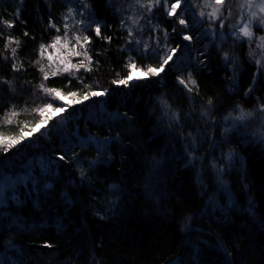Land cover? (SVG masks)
<instances>
[{
    "label": "trees",
    "instance_id": "1",
    "mask_svg": "<svg viewBox=\"0 0 264 264\" xmlns=\"http://www.w3.org/2000/svg\"><path fill=\"white\" fill-rule=\"evenodd\" d=\"M239 1L229 0L234 15L226 23L236 22ZM172 2L174 0H169V3ZM195 3L200 5L196 8L197 12L201 8L206 13L211 11L210 7L205 6V0H195ZM49 5H51L50 8ZM94 7L100 19H107L109 24L114 22L117 25L116 20L109 22L111 13L107 8L106 0L105 2L96 0ZM16 9L21 10L20 18L16 20L14 29H8L3 20L14 19ZM182 9H178V14ZM65 10L66 5L63 0H23V3L21 0H0V34L15 36L26 45L18 58L23 60L24 67L27 69L22 74L11 70L10 63L3 59V56L9 53L4 52V40L0 38V79L6 78L10 81V85L0 82V134L2 136L18 135L24 123L32 126L40 119L34 110L46 102L43 101L45 97L42 98V92L39 91V71L29 62L36 58L35 49L39 43L47 42L50 36L55 35L54 30L50 31L47 28L49 18L59 25L63 22L62 14ZM155 16L152 23L159 24L171 33L174 26L171 24V19L174 18H168L163 9L156 11ZM23 21H27V24L25 25ZM207 27L208 25H205V28ZM25 30L35 35L36 41L23 37ZM254 32L256 37L264 35L259 27L254 29ZM225 34H228L227 29ZM105 35L122 34L105 31ZM159 35L162 40L163 32ZM218 39L219 36H217ZM120 42H114L111 46L102 41L97 42V50L104 54L100 58L102 67L99 73H93L85 80L87 84L97 79L101 87L111 89V95L93 98L85 102L83 106L76 105V111L70 110L71 115L65 113L62 120L50 122L51 131L43 132V138L37 140V144L51 147L60 143L61 136H67L72 132L78 131L81 136L91 132L100 138L110 134L115 135L118 132L121 140L128 145L127 150H121L118 144H113L104 154L113 156L111 165L99 169L96 173L89 169V175L92 176L95 187L101 193L97 195L93 192V195H97L100 204L105 203V196L109 198L121 196L120 192H109L108 185L120 186L123 196L118 206L113 210L111 205H106L107 210L103 213L106 215L104 220L94 215L89 190L81 188L78 179L76 187L67 183L69 179L78 176L75 172L76 165L69 163L60 169L62 179L50 181L53 183V189L49 190V196L41 203L40 208L33 207L32 202L29 201L19 206L17 211L15 202L8 201V206L3 209L8 215L0 217V233H2L0 238L8 232V225L12 218L18 215L27 229L20 239L25 247V256L28 257L27 264H39V262H42L41 264H97V260L100 264H168L176 256L184 260H187V257V261L193 264L190 255L194 246L203 247L198 257L200 264H225L228 258L222 249L217 247V236L225 241L229 251L233 253V264H264V227L261 226V220L264 219V154L254 148H247L246 157L239 158L243 173L247 171L246 176L242 175V172L234 171L223 177L228 182L231 194L237 197V201L231 206V209H235L225 220L221 219L223 223L214 222L213 218L208 217L196 219V214L210 198L220 201V197H216V194L220 193L222 198L226 197V204L228 202V195L219 184L212 181L210 174L213 170L208 166V162L213 157L221 163L220 152H225L228 144H221L220 148L207 157L203 164L207 173L201 174L196 171L195 167L198 165L195 167L194 165L186 167L187 163L182 165L179 160L185 161L187 158L181 155L183 152L181 142L169 136L167 128L163 126L162 109L156 102V98L163 94V98L168 100L173 109L180 110L182 113L190 112L189 101L185 98L184 90L176 82L177 73L169 71L167 75L162 74L159 82L156 78H153L152 82H136L130 90L113 85L112 80L121 78L126 73L123 55L117 50ZM174 43L172 42L173 46ZM192 43L193 56L196 55L197 50H202L203 44L209 45L206 53L207 69L198 68L195 64L184 69L185 74L191 71L198 80L203 99L209 96L217 97L218 107L221 110L234 109V105L242 102L250 108L253 106L254 96L264 97V81L258 84L251 99L243 95L251 83L253 73L256 72L253 64L246 59L247 44L233 46V40L229 39L223 45L225 51H230L241 59V67L237 69V84L230 93L228 91L231 87L230 81L226 79L230 77V70L218 56L212 44V38L208 37L202 42L194 39ZM253 48L256 52L255 59H260L264 53L255 48V43ZM156 62L157 58L149 61L153 64ZM25 83H28V87L22 89ZM65 83L66 80L57 78L55 83L49 82L48 86L62 87ZM82 87L73 80L71 90L82 89ZM5 100H10L12 104L17 105L18 110L24 109L18 117L10 118L11 123L9 118L5 117ZM101 107L106 110L104 114L99 112ZM117 111L121 114L127 112L134 122L110 120L107 113ZM228 112L230 111H225V113ZM198 117L197 113L192 114L191 120H186L182 116L181 122L185 124V135L188 131L196 134V128L192 126V122H195V118ZM221 117V114H217L215 118L221 120ZM96 121L101 122L99 126ZM195 124L197 125L196 122ZM222 125L224 124L220 126L221 132L226 127ZM199 130L201 131L200 127ZM39 136L40 134L37 133L33 138L36 139ZM210 143V139L203 141V147L195 154L204 156ZM42 150L37 145L24 146L20 147L19 153L15 156H13L16 152L15 148L8 155L17 163H26L29 157ZM55 150L61 151L59 147ZM75 151L80 154V166L84 168H88L86 158L96 156L94 147L83 150L76 148ZM173 151L175 155L178 154L179 160H175ZM4 154L3 146L0 145V159L4 157ZM168 155L172 161L179 163L172 164L173 166L170 167L175 170L169 171L162 166L153 175L150 171L151 158L156 156L157 159H164L166 162ZM196 163L201 165L199 161ZM195 174L199 181L196 180ZM146 184L150 186L145 187ZM244 188L250 191L249 195H241V189L244 190ZM6 195L10 196L11 191L9 190ZM19 195H23V188ZM247 199L254 202L255 216L247 211ZM100 204L96 205L97 209L100 208ZM43 211L52 212L53 216L46 220L48 225L41 228L39 224L42 222ZM189 216L193 217V223L186 230L185 218ZM45 241L51 242L54 247L52 249L42 247ZM210 244H213V247ZM93 256L96 259H93Z\"/></svg>",
    "mask_w": 264,
    "mask_h": 264
},
{
    "label": "snow or ice",
    "instance_id": "2",
    "mask_svg": "<svg viewBox=\"0 0 264 264\" xmlns=\"http://www.w3.org/2000/svg\"><path fill=\"white\" fill-rule=\"evenodd\" d=\"M63 2L66 5V10L62 14L63 22L58 25L49 18L47 28L50 31L54 30L55 35L50 36L47 42L39 43L35 49L36 58L29 62L39 71V91L44 94L48 102L35 108L34 111L38 113L40 119L32 126L24 123L18 135L7 138L0 136V145L3 146L5 153L4 157L0 159V217L8 215L3 209L8 206L9 200L15 202L18 207L30 200L33 207L40 208L41 203L47 200L49 190L53 189V183L50 181L62 179L60 169L69 163L76 165L75 172L78 176L69 179L67 183L76 187L78 179L79 186L89 190L94 215L104 220L106 215L103 213L107 210L106 205H111L113 210L118 206L119 200L123 196L120 186L117 184L108 185L109 192H120L121 196L116 198L105 196V203L100 204L97 199V195L101 194L100 190L95 187L93 178L89 175V169L96 173L99 169L111 165L113 156L104 154L113 144H118L121 150H127L128 145L121 140L118 132L115 135L110 134L100 138L91 132L81 136L77 131L67 136H61L58 145L44 147L42 144H37V140L43 138V132L51 131L50 122L62 120L65 113L71 115V111H76L75 106L78 104L83 106L85 102L93 98L111 95V89L101 87L97 79L85 83L88 77L93 73H99L102 67L100 58L104 54L97 50V42L102 41L111 46L114 42L122 41L118 43L117 50L123 55L126 73L123 77L111 81L117 87L123 86L130 90L136 82H152L153 78L159 82L162 74L167 75L169 71L177 73L176 82L184 90L185 98L189 101L190 112L182 113L180 110L173 109L168 100L163 98V94L156 98V102L162 109L163 126L167 128L169 136L175 137L181 142L184 157L187 158L186 167L193 166L197 161L203 165L207 157L220 148L221 144L234 142L228 139L230 136H235L237 138L235 142L241 144L252 141L264 144V97H255L257 103L250 110H245L238 104L234 105L238 114L233 115L232 112H229L221 118L224 123L230 126L223 128L221 133L223 139L218 141L215 139V131L221 124V120L215 118V113L219 110L218 98L209 96L207 99H203L198 80L191 71L186 74L184 72V69L190 68L193 64L198 68L207 69L206 53L209 45L203 44L202 50H197L196 55L193 56L192 42L194 39L202 42L211 37L218 56L231 72V76L226 77L230 81L231 87L228 91L231 93L237 84V69L241 67V59L230 51H225L223 45L229 39L233 40V46L247 44L246 59L253 64L256 72L253 73L251 83L243 95L251 99L258 84L264 81V55H261L260 59H255L256 52L253 48V43H255V48L264 53V35L256 37L254 32L257 27L264 32V0H240L239 10L236 13L238 18L235 23H226L234 15L229 0H205V6L211 8V11L207 13L202 8L200 11H196L200 5H197L195 0H174L172 3H169V0H131V2L108 0L107 8H110L115 18L119 20L118 25L109 24L107 19L98 17L94 7L96 0H63ZM50 7L51 5H49ZM161 9L165 11L168 18H174L171 19V24L174 25L171 33L159 24L152 23V20L156 18L155 12ZM178 9H182L179 14ZM20 11V9H16L14 19L3 20L8 29L15 28L16 20L20 18ZM23 23L26 25L27 21H23ZM205 25L208 27L205 28ZM225 29H227V35ZM105 31L119 32L122 35H105ZM160 32H163L162 40ZM22 35L32 41L37 39L27 30ZM217 36H219L218 40ZM0 38L4 40V52L9 53V55H4L3 59L10 63L11 70L20 74L27 71L23 60L18 58L19 53L24 51L26 45L22 43L21 39L12 35L3 36L0 34ZM41 39L43 40V37ZM172 42H175L174 46ZM54 52L56 53L55 57ZM201 57L204 58L201 59ZM153 58H157L156 64L149 63ZM137 72L141 75H137ZM57 78L66 80V83L62 87L48 86L49 82L55 83ZM73 80L83 86L82 89L71 90ZM0 82L10 85V81L6 78L0 79ZM26 87H28V83L22 85V89ZM64 89L69 90L65 91ZM57 104L59 106H55ZM23 111V108L18 110V106L12 104L10 100H5V117L9 118V123H11L10 118L18 117ZM105 111L103 107L99 109L101 114H104ZM193 113L199 115L203 125H212L213 127L209 131L201 132L199 126L193 121L192 126L196 128V134L188 131L185 135V124L181 122L182 116L186 120H191ZM107 116L112 121L134 122L127 112L123 114L118 111L108 112ZM252 121H259L261 127L255 131H248V125ZM96 123L99 126L101 122L96 121ZM241 128H245V131L241 132ZM42 129L43 131H41ZM37 133L40 136L34 139L33 137ZM198 137L201 143H198ZM248 137H251L252 141H249ZM209 139L211 143L205 155L197 156L195 153L201 150L203 141ZM31 145H37L43 150L29 157L26 163H17L8 155L14 148L16 152L13 153V156L19 153L20 147ZM57 147L61 149L60 152L55 150ZM93 147L96 150V156L86 158L88 168L80 166L81 156L75 149L83 150ZM172 155L175 156L174 151ZM219 159L222 163H218L216 157H213L208 162V166L215 173L216 183L228 195V205H221L218 200L210 198L196 214V219L212 218L217 210L227 217L231 206L235 203L228 182L223 177L229 174L233 164L239 159V154L235 149L229 147L226 153L220 152ZM164 163V159H157L156 156H153L151 158V173L154 175L158 172ZM97 178L99 177L97 176ZM149 186L145 185V187ZM21 188H23L24 200L20 199ZM9 190L11 191L10 196L6 195ZM93 192L97 195H93ZM69 202L71 203V201ZM97 204H100L99 209L96 208ZM247 211L255 216V205L251 199L248 201ZM21 221L20 216L13 217L8 225V230L11 231L13 227L23 230L26 225ZM216 222L223 223L224 221L216 217ZM192 223L193 217H186L184 228L189 229ZM261 226L264 227V219L261 220ZM57 227L59 228V225ZM216 245L228 258L225 264H233V253L229 251L225 241L219 236L216 237ZM6 247L15 248L17 257L16 259L8 257L6 261L4 256L0 255V264H27L23 250L16 248L11 240L7 241ZM42 247L52 249L54 245L45 241ZM197 251L199 250L197 249ZM93 259L96 257L93 256ZM97 264H100L99 260H97ZM193 264H200L195 255Z\"/></svg>",
    "mask_w": 264,
    "mask_h": 264
},
{
    "label": "bare ground",
    "instance_id": "3",
    "mask_svg": "<svg viewBox=\"0 0 264 264\" xmlns=\"http://www.w3.org/2000/svg\"><path fill=\"white\" fill-rule=\"evenodd\" d=\"M239 1V0H238ZM104 2H105V0H104ZM126 2H130L129 0H126ZM240 2V1H239ZM239 2L237 3V4H239ZM106 3H108V0H106ZM109 10H110V15H109V18H110V21L109 22H111V21H117V25L119 24V20L118 19H116L115 18V16L112 14V10L110 9V8H108ZM238 10H239V8H238ZM114 23V22H113ZM185 43H187V42H185ZM213 54H214V51L212 52ZM221 64V63H220ZM222 67V66H221ZM223 68V67H222ZM229 74H230V76H231V72H229ZM256 95H258V93H255ZM239 97H241V96H239ZM255 97H257V96H254V98L252 99V104L253 105H255L256 103H257V101H256V99H255ZM240 106H242L245 110H250L252 107H247L245 104H244V102H242L241 104H239ZM225 111H230V112H232L233 113V115H237L238 114V111L237 110H235V109H232V108H227V109H221L220 110V108H219V110L215 113L216 114V116H217V114L219 115V114H221L222 115V117L223 116H226L228 113H225ZM215 116V117H216ZM221 117V118H222ZM220 120V119H219ZM195 122L197 123V126H199L200 127V129H201V132H205V131H209L213 126L212 125H208V126H205V125H203L202 123H201V121H200V117H198V118H195ZM224 124L226 127L227 126H230L229 124H226V123H224L222 120H221V124ZM221 124H220V126H221ZM224 125H222V126H224ZM261 127V124H260V122L259 121H252V122H250L249 123V125H248V128H247V130L248 131H255L256 129H258V128H260ZM240 131L241 132H243V131H245V128H241L240 129ZM221 130H220V127L219 128H217L216 129V131H215V139L216 140H222L223 139V137H222V135H221ZM228 139H230V140H232V141H234L233 143H231V144H228V146L226 147V150H225V153L228 151V149H229V147H231V148H233V149H235V151L239 154V158H243V157H246V152H245V150L247 149V148H250V149H252V148H254V149H256V150H259L261 153H263L264 154V144H259V143H256V142H254V141H252V138L251 137H248V140L249 141H252V142H248V143H244V144H241V143H239V142H235L236 141V137L235 136H230V137H228ZM198 140H200V138L198 137ZM200 143H201V141H200ZM178 155V154H177ZM177 155H175L174 156V158H175V160H177L178 158H177ZM181 155H184L183 154V152L181 153ZM179 160V159H178ZM180 161V163L183 165V164H185V163H187L186 161H187V159H185V161H182L181 159L179 160ZM221 163H222V161H221ZM172 164H175V165H177V164H179V163H177V162H174V161H172V159H170V157H169V155H168V158H167V156H166V162H165V164H163V168L164 169H166V170H172V171H174L175 170V168H170L171 166H173ZM195 165H198V167H195ZM183 167H185V166H183ZM194 167L196 168V171H199V172H201V174H203V173H207L208 171H205V167L203 166V165H199V164H197V163H195L194 164ZM242 172L243 173V169H242V166H241V164L239 163V159L237 160V162H235L234 164H233V166H232V168H231V170H230V172H229V174L231 173V172ZM246 171V170H245ZM246 173H247V171L246 172H244L242 175H244V176H246ZM196 175V174H195ZM210 177H211V179H212V181H214L215 183H216V180H215V173H214V171L212 172V174H210ZM196 180L197 181H199V178H198V176L196 175ZM217 184V183H216ZM236 191H239L240 192V190H236ZM70 193V192H69ZM68 193V194H69ZM241 195H249V193H250V191L247 189V188H244V190L243 189H241ZM216 197H218L219 199H220V201H219V203L221 204V205H225V206H227L228 205V202H227V204H226V197H224V198H222L221 196L222 195H220V193H218V195L216 194L215 195ZM222 198V199H221ZM232 198H233V200L236 202L237 201V197H236V195H234V194H232ZM20 199L21 200H24V196L23 195H20ZM30 201V200H29ZM29 201H26V202H29ZM248 199H247V202H246V205H247V208H248ZM25 202V203H26ZM23 205H25V204H23ZM22 205V206H23ZM234 205V204H233ZM17 206V205H16ZM21 207V206H20ZM19 207L17 206V208H16V210L18 211L19 209H18ZM235 209V208H234ZM234 209H231V211L228 213V215L227 216H229L230 214H231V212L234 210ZM242 210V209H241ZM55 212H53V214H54ZM51 216H53L52 215V212H48V211H43L42 213H41V220H42V222H41V224H39V226L42 228V227H44V226H46V225H48V223L46 222V220H49L48 218L49 217H51ZM216 217H219V219L221 220L222 218V220H225L226 219V217L224 216V215H222L221 213H220V211L218 210V211H216V213H215V215L212 217L213 218V221L214 222H216ZM32 226H33V224H31ZM214 225H216V224H214ZM33 227H35V226H33ZM27 231V229H26V227L23 229V230H17L15 227H13L12 229H11V231H9L8 230V232L7 233H5V234H3L2 236H1V238H0V255H2V256H4V258L7 260V258L8 257H12V259H16V257H17V253H16V250H15V248H8V247H6V245H7V241H9V240H11V242H12V244H14L15 246H16V248H20V249H22L23 250V254H24V257H25V259L26 260H28V257H26L25 256V247H24V244L20 241V239H22V236H23V233L24 232H26ZM200 233H201V231H200ZM22 235V236H21ZM17 237H19V238H17ZM212 243V242H211ZM210 246H212L213 247V244H210ZM203 247H201V246H194V248H192L193 250H192V254L190 255L191 257H192V259H193V256L195 255L196 256V258L198 259V257H199V255H200V253H201V249H202ZM197 249L199 250V251H197ZM194 252V253H193ZM222 252V251H221ZM186 259L188 260V258L186 257ZM187 260H184L183 258H181L180 256H176L175 257V259L171 262H169L168 264H190L191 262L190 261H187ZM199 260V259H198ZM200 262V261H199ZM42 262H39V264H41Z\"/></svg>",
    "mask_w": 264,
    "mask_h": 264
},
{
    "label": "rangeland",
    "instance_id": "4",
    "mask_svg": "<svg viewBox=\"0 0 264 264\" xmlns=\"http://www.w3.org/2000/svg\"><path fill=\"white\" fill-rule=\"evenodd\" d=\"M182 6H183V4H182ZM53 55H54V57H55L56 53L54 52ZM136 74H137V75H141V73H139V72H137ZM43 96H44V94L42 93V98L45 97V96H44V97H43ZM43 101L46 102V103L48 102V100H47L46 97H45V99H44ZM55 106H59V105L57 104V105H55ZM0 136H2V135L0 134ZM3 137L7 138V137H11V136H10V135H6V136H3Z\"/></svg>",
    "mask_w": 264,
    "mask_h": 264
}]
</instances>
